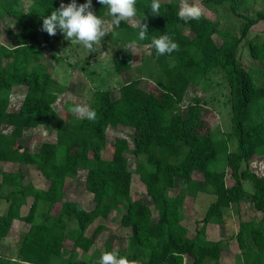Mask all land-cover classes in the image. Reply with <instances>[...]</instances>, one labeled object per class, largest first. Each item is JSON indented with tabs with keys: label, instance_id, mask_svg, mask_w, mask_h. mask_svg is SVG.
I'll use <instances>...</instances> for the list:
<instances>
[{
	"label": "trees",
	"instance_id": "16d2710c",
	"mask_svg": "<svg viewBox=\"0 0 264 264\" xmlns=\"http://www.w3.org/2000/svg\"><path fill=\"white\" fill-rule=\"evenodd\" d=\"M59 1L28 0V8L23 9L22 0H0V21L8 17L16 27L15 44H0V162L33 165L47 182L46 188H37L25 182L22 169L1 172L0 200L8 206L0 214V248L15 221L28 224L16 256L7 259L24 264H55L53 256L66 255L73 264L78 251L87 253L108 230L100 220L126 200L120 223L130 228L131 234L127 237V251L119 249V256L137 264H186V258L191 259V264H219L224 250L221 240H208L206 226L222 225L224 209L247 197L261 218L241 222L235 237L246 258L264 254V173L258 175L250 168L254 157L264 156V80L258 83L253 70L239 58V48L246 40L251 58L264 64V37L247 38L251 27L264 20V9L245 16L237 35L222 30L217 21L203 13L198 21L185 23L177 17L178 0H159L160 15L150 13L151 0H136V18L145 17L141 22L148 26V38L139 41L138 29L129 21L112 28L108 36L114 41L148 46L153 37L167 34L178 43L179 51L157 56L149 47V55L160 69L154 89L143 88L141 77L122 83L117 97L109 88L96 89L89 108L96 111L97 119L90 122L77 115H61L54 107L63 86L43 62L48 34L43 32L40 40L37 30L43 17L58 8ZM207 1L220 4L226 0ZM92 4L94 14L102 19L107 6L97 0ZM237 6L233 3L232 11L240 15ZM214 35L221 38L220 43ZM114 60L119 74L129 71V59L116 55ZM214 70L224 73L229 87L235 150H229L228 142L217 138L208 125L203 100L192 97L182 106L188 87L200 85ZM17 86L26 90L20 104L14 107L11 94ZM41 125L55 126V141L31 150L22 143L24 133ZM118 125L132 129L133 146L116 138L111 156L106 158L103 150L108 128ZM3 126L11 130L6 132ZM219 152L225 154L223 170L214 164ZM130 157L157 211V219L150 204L130 197L134 172L129 167ZM79 170L86 171L84 189L94 201L89 209L80 201L64 199L68 180L75 178ZM227 170L232 179L229 185ZM195 172L202 178H195ZM177 179H183L184 185L169 194ZM244 181H251L253 191L244 188ZM198 192H211L215 199L200 220L202 225L190 235L182 224L183 210L186 199ZM28 198L32 202L23 215L22 207ZM41 201L52 216L50 222L35 221ZM70 221L76 225L70 227ZM113 239H105L106 252H113ZM66 241H70L69 248Z\"/></svg>",
	"mask_w": 264,
	"mask_h": 264
},
{
	"label": "rangeland",
	"instance_id": "374dc122",
	"mask_svg": "<svg viewBox=\"0 0 264 264\" xmlns=\"http://www.w3.org/2000/svg\"><path fill=\"white\" fill-rule=\"evenodd\" d=\"M178 1L180 4V0ZM60 2L61 0L59 4ZM69 2L70 0H63L65 4ZM188 2L198 5L202 13L217 21L222 30L237 35L241 32L245 16H254L256 11L264 9V0H226L220 4L207 0H188ZM233 3L238 4L236 9L240 15L232 11ZM28 6V0H22V8L27 9ZM101 20L105 22V26L108 25L110 21L108 9ZM129 23L133 25L131 21ZM8 28L12 29V31H7ZM40 28L41 26L38 28L37 33L39 39L42 40L43 32L40 31ZM15 31L16 27L13 24V20L8 17L3 18L0 21V44L13 46L15 44ZM186 31L188 32V30ZM257 35L264 37V20L257 22L251 27L247 38ZM48 37L47 47L43 51V62L48 65L54 78L63 86V93L60 94L58 101L54 105L57 113L61 115H76L69 111V108L76 105L86 104L89 107L96 89L109 88L112 91V96L117 97L119 86L124 82L141 77V86L150 90L154 89V81L160 76V69L149 55L148 46H140L135 42H124L122 39L114 41V38L106 35L102 38L100 44L94 45L95 51L90 53L83 44L71 43L69 40H65L63 34L60 32L54 37ZM214 39L217 43L221 42V38L218 35H214ZM245 43L246 40H244V43L239 48L240 62L253 70L256 81L262 83L264 80V64L251 58L247 46L245 47ZM129 45L135 47V54L130 52V50L125 51L123 49ZM116 55L121 56L122 59L130 60L131 66L129 71L122 74L117 72L114 60ZM25 90L26 88L22 86H17L13 89L11 94L12 106L17 107L20 104ZM192 97H198L204 101L208 109L206 115L208 125L215 131L217 138H223L228 142L229 150H235L237 143L231 132L229 87L224 73L221 70H214L200 85H190L185 92L182 106H186ZM3 129L9 132L11 127L3 126ZM116 138H123L127 140L130 147L133 146L132 129L121 125L109 126L107 146L103 150L104 157L108 158L111 156ZM54 141V125H41L37 128L26 130L22 139V143L28 145L31 150H38L41 144ZM224 160L225 154L219 152L217 161L214 164L223 170L225 169L223 165ZM129 167L134 171L130 197L150 204L154 219H157V211L147 196L146 189L139 175L135 172V161L132 157L129 159ZM250 168L258 175H262L264 173V156L254 157L250 161ZM17 169L23 170L25 182H31L37 188L47 187L46 180L33 165L0 162V175L3 170ZM226 172V181L229 185L232 179L229 170ZM85 175V170H79L75 178L68 180L65 187L64 199L80 201L85 208L89 209L94 205V201L91 194L87 193L84 189ZM194 177L201 179L202 174L195 172ZM183 185L184 180L177 179L174 187L169 190V194H175L179 187ZM244 188L247 191H253L251 181H244ZM214 199L215 195L211 192H198L186 199L183 210L185 216L184 224L190 235H194L202 225L200 220ZM31 202L32 198H28L27 203L23 205V215L27 213ZM125 205L126 200H124L118 209L112 210L106 219L100 220V222L102 221L108 227V230L104 231V234L87 253L77 252L73 257V264H98L100 257L106 252L104 242L108 236L114 237L112 241L113 252L118 253L119 249L127 251V237L131 234V231L130 228L124 227L120 223L121 215L125 211ZM7 206L8 203L5 200H0V214L6 211ZM56 210L57 208L55 207L51 212L54 213ZM49 213L46 203L43 201L39 202L35 221L50 222L52 216ZM260 218L261 214L254 209L253 204L247 197L240 204H233L231 207L224 209V223L222 225L207 224L209 226L206 232L207 239L221 240V245L224 249L219 264H256L257 262L264 264V254L256 253L253 257L248 258L242 255L235 237L241 222L246 220L257 222ZM75 225L74 221H70V227H74ZM27 227V223L14 222L11 232L0 248V264H24L7 259V257L16 256L18 244L22 240ZM92 228H90V232ZM69 247L70 241H66V248ZM67 257L66 255L62 257L53 256L52 259L55 264H71ZM130 264L137 263L130 262ZM187 264H190V262H187Z\"/></svg>",
	"mask_w": 264,
	"mask_h": 264
},
{
	"label": "clouds",
	"instance_id": "9594fccd",
	"mask_svg": "<svg viewBox=\"0 0 264 264\" xmlns=\"http://www.w3.org/2000/svg\"><path fill=\"white\" fill-rule=\"evenodd\" d=\"M102 6H107L110 21L107 26L93 12L92 0H85L84 3L77 4L76 0H70L68 4L61 0L59 7L50 15L43 17L40 31L45 32L50 37L57 35L59 31L65 40L71 43L83 44L88 51L94 52V45L100 44L102 38L110 33V29L118 28L123 21H131L138 29V40L143 41L148 38V26L136 19L137 10L134 7L136 0H97ZM150 13L160 15L161 5L159 0H151ZM202 15L201 8L196 4H190L188 0H180V8L177 17L185 23L191 20H199ZM150 48H154L156 55L161 56L179 51L178 43L174 42L167 34L151 39ZM125 51L135 54L136 49L132 45L123 48ZM69 111L76 114L80 119L94 122L97 119L95 110L85 105H76L69 108ZM98 264H130L127 257L119 256L116 252H105L99 259Z\"/></svg>",
	"mask_w": 264,
	"mask_h": 264
},
{
	"label": "crops",
	"instance_id": "0c3cea01",
	"mask_svg": "<svg viewBox=\"0 0 264 264\" xmlns=\"http://www.w3.org/2000/svg\"><path fill=\"white\" fill-rule=\"evenodd\" d=\"M184 221H185V216H184V219H183V221H182V224L185 226ZM208 228H209V226L207 225V226H206V232H207V229H208ZM78 252H80V251H78ZM187 262H190V264H191V259L186 258V264H187Z\"/></svg>",
	"mask_w": 264,
	"mask_h": 264
}]
</instances>
